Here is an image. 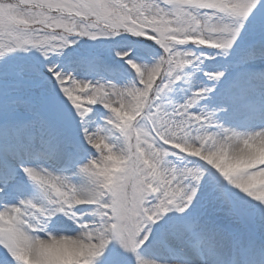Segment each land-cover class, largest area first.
Here are the masks:
<instances>
[{
	"label": "snow or ice",
	"instance_id": "1",
	"mask_svg": "<svg viewBox=\"0 0 264 264\" xmlns=\"http://www.w3.org/2000/svg\"><path fill=\"white\" fill-rule=\"evenodd\" d=\"M0 264H264V0H0Z\"/></svg>",
	"mask_w": 264,
	"mask_h": 264
}]
</instances>
